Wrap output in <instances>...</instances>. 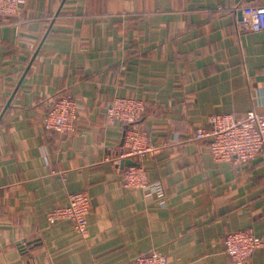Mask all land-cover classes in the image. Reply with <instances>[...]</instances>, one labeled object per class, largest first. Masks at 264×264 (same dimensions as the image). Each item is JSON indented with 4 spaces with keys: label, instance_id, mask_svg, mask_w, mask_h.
<instances>
[{
    "label": "crops",
    "instance_id": "obj_1",
    "mask_svg": "<svg viewBox=\"0 0 264 264\" xmlns=\"http://www.w3.org/2000/svg\"><path fill=\"white\" fill-rule=\"evenodd\" d=\"M61 3L26 0L0 23V264H131L153 249L169 264H234L227 233L264 238V153L217 161L194 133L214 113L264 111V30L238 26L264 0ZM64 94L83 105L76 129L49 133L43 117ZM116 96L147 104L141 162L164 203L122 185L139 158L122 157L126 125H106ZM81 191L87 238L47 220ZM245 264H264V246Z\"/></svg>",
    "mask_w": 264,
    "mask_h": 264
},
{
    "label": "built area",
    "instance_id": "obj_2",
    "mask_svg": "<svg viewBox=\"0 0 264 264\" xmlns=\"http://www.w3.org/2000/svg\"><path fill=\"white\" fill-rule=\"evenodd\" d=\"M26 0H0V23L17 16ZM241 30H264V5L257 6L248 18L239 23ZM147 108L144 100L116 96L106 110V125L116 122L126 125L122 157H137L138 161L124 167L122 185L127 189H141L146 196L156 195L164 203L165 186L159 179L153 180L141 162L152 151L148 132L139 127ZM83 105L71 94L61 95L43 117L47 132H73ZM208 127H199L194 139L206 141L213 158L236 164L246 163L264 153V111L249 110L243 114L214 113L208 116ZM91 198L87 192L71 193L68 203L47 213V220L54 224L68 220L82 238L89 236L88 215ZM225 251L234 264L247 263L255 251L264 246V238L252 228L229 232L224 237ZM131 264H169L168 257L158 249L135 256Z\"/></svg>",
    "mask_w": 264,
    "mask_h": 264
},
{
    "label": "water",
    "instance_id": "obj_3",
    "mask_svg": "<svg viewBox=\"0 0 264 264\" xmlns=\"http://www.w3.org/2000/svg\"><path fill=\"white\" fill-rule=\"evenodd\" d=\"M65 1H66V0H62V3H61V5H60L59 10L61 9V7L63 6V4H64ZM248 1H251V0H248ZM58 14H59V11L57 12V15H58ZM51 26H52V24H51ZM51 26H50V27L48 28V30L46 31V33H45V35H44V38H43V41H44V39L46 38V36H47V34H48V32H49ZM43 41H42V43H43ZM42 43H41V44H42ZM40 46H41V45H40ZM40 46H39V48L37 49V51L35 52V54L33 55L32 60L30 61L29 65H28V67H27V70L25 71V73H24V75H23L21 81H20L19 84H18V87L20 86V84H21V82H22V80H23L25 74L27 73L29 67L31 66V64H32V62H33V60H34V58L36 57V55H37V53H38V51H39V49H40ZM18 87H17V88H18ZM16 90H17V89H16ZM9 103H10V101H9ZM9 103H8V105H9ZM8 105H7V106H8Z\"/></svg>",
    "mask_w": 264,
    "mask_h": 264
}]
</instances>
